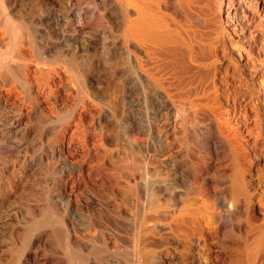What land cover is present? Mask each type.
Wrapping results in <instances>:
<instances>
[{
  "label": "bare ground",
  "instance_id": "6f19581e",
  "mask_svg": "<svg viewBox=\"0 0 264 264\" xmlns=\"http://www.w3.org/2000/svg\"><path fill=\"white\" fill-rule=\"evenodd\" d=\"M160 2L184 22L190 9ZM159 4L0 0V236L18 247L0 249L6 264H59L48 249L52 236L76 245L79 264L123 255L129 264H264V189L255 196L215 117L200 122L206 113L192 103V88L180 98L173 92L186 80L171 49L180 41ZM163 55L172 73L159 66ZM176 137L201 139L191 170L176 166ZM20 200L26 207L18 221L9 207ZM66 203L87 212V228L65 217ZM131 206L128 246L120 249L115 230L101 231L99 213L116 207L122 215ZM50 213L54 230L43 223ZM35 217L43 221L38 227Z\"/></svg>",
  "mask_w": 264,
  "mask_h": 264
},
{
  "label": "rangeland",
  "instance_id": "374dc122",
  "mask_svg": "<svg viewBox=\"0 0 264 264\" xmlns=\"http://www.w3.org/2000/svg\"><path fill=\"white\" fill-rule=\"evenodd\" d=\"M175 1H179L183 5V8L186 9V13L189 11L187 13L189 17L186 16L184 19L185 23L183 21H178L172 10L166 9L159 0V10L164 14L162 17L163 23L173 31L172 35L180 41L179 45H176L177 47L172 46L171 49L174 48L173 50H175L173 54L177 52L178 62L181 58L183 60L181 59L179 63L177 62L175 65L176 67H172L181 70L184 73H182L183 76H181V78L187 80H185L184 84H180L179 82L178 85L173 86L174 91H172L180 98L183 97L182 92L185 95V93L191 91L190 88H192V103L195 105L198 103V106H196L202 107L205 111L204 113H206L199 118L200 122L204 125L209 115L215 117L216 121L219 122V129L221 133L228 138L233 152L234 154L236 153L235 155L238 157L240 166L243 168V173L246 177H252L253 185L251 187H253L252 190L256 192V194H254L257 196L264 189V0H254L255 2L251 0L252 3L250 0ZM191 11L194 16L190 14ZM169 16L171 18H169ZM200 17H202L204 21H200ZM177 24L179 26H177ZM189 43H191L192 48H189ZM191 54L194 58L191 57ZM165 56H167V58L169 57V55ZM165 56L163 55L159 58V66H161V68L167 66V64H164L167 59ZM165 68L164 71L170 70L171 73L173 72V69L171 71V69ZM204 116H206V118ZM163 119V116L160 114L159 124L164 121ZM176 136H179V134ZM177 138L178 137H176V140L179 142V147H181L182 151L178 156L179 162L176 163L178 164L176 166L191 170L193 166L192 163L197 161V154L202 151L201 139H197L198 137L195 139L199 143L195 142V140L193 142L194 138H191L192 140H190L191 142L189 143H183ZM160 142L159 140V147ZM214 169L212 171L218 179L217 181H221L220 183H222L225 177L221 166L217 165ZM55 174V171L49 172L48 176L50 178H48V182L51 185H49L50 190L56 193L57 191H54V186L51 182V177ZM64 174L66 175V181L70 183L71 178L74 176V170L69 163L64 167ZM188 179L193 181L192 176H189ZM82 190L83 189L80 188L76 191V194ZM97 194L102 198L105 196V193L97 192ZM86 197H88V194L84 193L83 198ZM80 198L81 197H78V199ZM82 199L80 202H82ZM50 203L52 204V202ZM18 205L15 203L14 205H10L9 208L13 211H19V221L23 215L21 214L22 211L20 207H26V203L20 200ZM75 205L77 204L69 205L66 203L64 205L66 208L65 217L67 216L70 220L75 219L78 225L87 228L89 226L87 212L85 210L78 211ZM121 212L123 213L122 215L116 207H111L110 209L102 210L99 213L101 217L99 215L97 216L101 218H98V220L99 222L101 221L104 227L101 231L113 232L115 230L117 233H115L116 240L119 242V245H121L119 247L120 249H124L128 246L126 242V233H124V231L126 232V230L132 228L130 224H133L131 220L135 211L131 206V208H126ZM234 219L236 220L237 216L234 217ZM40 222L42 223L43 221L35 217L32 224L34 227H38ZM20 223L24 224V221ZM43 223H45L50 230H54L57 226L56 214L53 215V213H50ZM11 226L12 225H9L8 227ZM119 228L122 229L120 230ZM104 236V233H100L96 239H98V242H101ZM124 236L125 238L123 239ZM125 239L126 241H123ZM64 241L65 240H60L52 236L48 248L50 253L55 254L56 257L59 258V264H79L76 245L74 247H69L66 241ZM17 248L15 244H11L8 235L0 236V249H5L6 253L10 254L16 252ZM105 250L111 251L112 249ZM157 260L159 262V254ZM116 261H114L112 257H105L104 260H99V263L97 262L96 264H129L124 255L120 256V260ZM0 264H6V261L1 257Z\"/></svg>",
  "mask_w": 264,
  "mask_h": 264
}]
</instances>
